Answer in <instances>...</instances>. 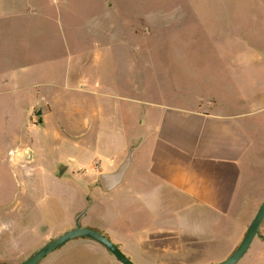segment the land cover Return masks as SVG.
<instances>
[{
    "label": "rangeland",
    "instance_id": "rangeland-1",
    "mask_svg": "<svg viewBox=\"0 0 264 264\" xmlns=\"http://www.w3.org/2000/svg\"><path fill=\"white\" fill-rule=\"evenodd\" d=\"M248 60L259 67L250 69ZM263 73L264 0H20L15 13L0 18V264L27 260L75 227L88 206L81 225L116 236L135 264L226 259L264 199V190L254 189L264 169L245 191L257 203L217 217L165 191L137 164L129 176L155 190L150 204L138 198L140 189H125L128 174L105 192L104 172L84 153L87 168L78 165L79 153L112 144L113 160L125 147L119 163L130 148L145 157L153 142L144 138L162 107L215 109L221 100L252 112L248 175L264 162ZM247 97L259 111L243 105ZM205 172L192 175L197 192L204 191ZM182 208L185 219L159 221L161 211ZM39 264L120 263L100 244L77 238ZM238 264H264V240L256 238Z\"/></svg>",
    "mask_w": 264,
    "mask_h": 264
},
{
    "label": "crops",
    "instance_id": "crops-1",
    "mask_svg": "<svg viewBox=\"0 0 264 264\" xmlns=\"http://www.w3.org/2000/svg\"><path fill=\"white\" fill-rule=\"evenodd\" d=\"M19 6L20 0H0V18L2 14L10 16L15 13ZM248 61L250 69L259 67V64H251L254 60ZM232 62H234V69L240 67L239 60L233 58ZM237 62L239 63L238 67L235 65ZM251 100V97H247L243 105L248 109L259 111L256 109L255 102ZM216 105L215 109L165 106L162 107L160 113L155 114L157 118L154 120V115H151L150 119L154 123V127L150 126V136L148 135L151 139L147 136L144 140L146 143L150 140L153 142L152 149L145 157L143 152L138 153L134 148L129 149V151L132 150V155L130 167L126 172L128 176L126 179L124 177L125 189L129 188L130 194H133L134 189H140L138 198L149 204L152 200L150 198L156 196L153 188L149 190L144 189L145 187L141 189L142 186L139 188V184L135 183L136 177L133 173V176H129L132 166L137 164L139 169L150 173L148 174L149 178H152V175L157 176V181H160L165 191H175L193 204L205 205L217 217L227 214L231 207L241 204L249 206L257 203L258 196L253 193L249 194V192L245 193V191L248 189L250 177H253L252 174H257L258 167H260V172H263L264 162H259L261 166L258 165L248 175H244L245 165L249 166L254 160L251 153L254 138L250 134V126L247 121L252 112H240L237 105L227 103L225 106L221 100ZM111 145L107 144L103 149H98V154L91 152L92 146L87 147L85 152L79 153L81 155L79 158L82 159L78 161V165L84 167L81 164L86 160L83 159L84 153L88 156L86 162L94 164L102 172L116 171L114 168L121 165L119 162L125 147L123 145L118 150L119 156L113 160L109 153ZM103 150H108V152H102ZM143 159L146 160L144 164L142 163ZM205 169L207 172L204 171ZM202 171L207 174L203 184V193L192 188V175ZM241 173L246 177L243 181ZM124 179L122 183L125 182ZM256 180L259 182L258 179ZM260 181L261 186L257 185L254 189L263 191L264 176ZM165 194L166 196L171 195L169 192ZM161 212L162 217H159V221L176 222L178 220L176 216H182L181 220L188 216V210L183 208L177 211ZM157 213L159 214L160 210ZM108 237L117 241L118 245L121 244L116 236L112 237L110 234Z\"/></svg>",
    "mask_w": 264,
    "mask_h": 264
},
{
    "label": "water",
    "instance_id": "water-1",
    "mask_svg": "<svg viewBox=\"0 0 264 264\" xmlns=\"http://www.w3.org/2000/svg\"><path fill=\"white\" fill-rule=\"evenodd\" d=\"M43 110L39 109L36 116L39 118L38 122L42 123L43 119L40 118ZM132 150L121 163V165L112 173H103L99 176L101 186L105 192H111L119 187L125 177L127 170L131 163ZM89 211V206L83 209L75 217V227L64 232L60 236L51 240L49 243L40 248L27 260L19 264H39L48 255L62 248L70 241L77 238H85L100 244L105 248L120 264H135L107 235L97 231L96 229L84 227L81 225V220L86 216ZM264 222V199L260 204L257 212L255 213L247 231L237 246V248L224 260L215 264H238L248 253L252 243L256 238L264 240V235L261 234V226Z\"/></svg>",
    "mask_w": 264,
    "mask_h": 264
}]
</instances>
